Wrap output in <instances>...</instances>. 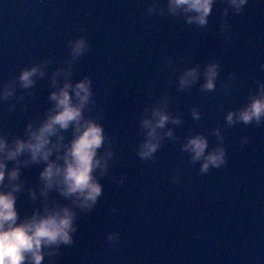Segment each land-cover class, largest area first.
I'll return each mask as SVG.
<instances>
[{
    "label": "water",
    "instance_id": "water-1",
    "mask_svg": "<svg viewBox=\"0 0 264 264\" xmlns=\"http://www.w3.org/2000/svg\"><path fill=\"white\" fill-rule=\"evenodd\" d=\"M152 2L0 0V85L24 67L48 61L32 89L17 85L15 96L0 101V131L22 135L29 122L45 118L49 95L65 78L59 75L54 86L52 73L68 67L67 42L83 35L89 50L72 61L69 78L92 79L94 103L85 115L104 126L107 139L98 154L109 142L114 151L107 173L96 172L103 186L96 205L77 209L73 243L60 245L43 264H264V121L228 125L224 118L264 81V2L248 0L241 13L229 9L225 17L226 0H216L204 27L166 11L149 12ZM214 60L220 63L215 89H202V74L191 87L179 88L184 68L199 66L202 73ZM165 93L167 111L181 122H169L161 132L171 128L173 136H164L151 160H141L145 108ZM217 127L227 163L201 173L200 162L193 163L181 145L203 133L213 147L220 142ZM71 136L69 129L65 140ZM43 167L22 166L21 218L43 210L45 201L70 203L55 189L41 195ZM109 232L119 234L118 242L109 244Z\"/></svg>",
    "mask_w": 264,
    "mask_h": 264
},
{
    "label": "clouds",
    "instance_id": "clouds-1",
    "mask_svg": "<svg viewBox=\"0 0 264 264\" xmlns=\"http://www.w3.org/2000/svg\"><path fill=\"white\" fill-rule=\"evenodd\" d=\"M264 2V0H261ZM216 0H166L161 6L160 0H153L149 12L159 10L173 17H183L189 24L204 27L209 22ZM248 0H226L223 15L228 10L241 13ZM230 28L226 19L221 22V30ZM70 60L67 68H58L52 73L51 83L57 85V77H65L63 83L49 95L52 107L38 124L29 122L22 135H13L0 131V264H43L47 255L55 258L60 245H71L73 234L77 231V209L91 210L102 195V184L96 172L107 173L114 151L109 146L98 154L107 139L104 126L98 119L86 116L85 111L93 100V81L85 75L73 82L71 63L89 50L85 36L80 35L67 42ZM48 61L33 63L22 68L13 80L0 85V101L16 95L17 85L23 89H32L37 77L45 75L44 65ZM264 68V64H261ZM220 73L219 61H210L201 69L199 66L184 68L178 76L180 89L191 87L201 74L202 89L212 91L216 87ZM231 79V76H230ZM227 86L225 90L227 91ZM167 94L159 103L145 108L146 115L141 120L143 140L138 146L137 155L141 160H151L159 149L164 136L172 137L173 131L166 125L179 124V116L167 111ZM13 109L15 105L12 106ZM193 118L199 119L200 111L192 109ZM228 125L255 122L259 125L264 121V81L257 82L254 93L239 109H229L225 114ZM71 129V139L65 140V132ZM217 140L209 147V140L203 133L189 136L181 145V150L189 154L193 163L200 162V172L207 173L210 168H220L227 163L226 148L220 128L214 129ZM247 137L241 143L247 142ZM24 157V159H21ZM12 166H9V162ZM43 163L39 172L42 182L40 193L47 196L49 190L55 189L59 194L70 200V203L49 205L44 203L43 210H34L31 215L21 218L17 208V198L24 190L22 166ZM175 179V178H174ZM120 183H123L121 177ZM33 200L36 192L29 189ZM109 244L119 240L117 232L107 234Z\"/></svg>",
    "mask_w": 264,
    "mask_h": 264
}]
</instances>
